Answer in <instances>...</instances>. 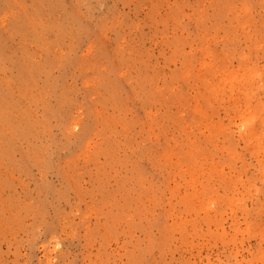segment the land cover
Listing matches in <instances>:
<instances>
[{
    "label": "rangeland",
    "instance_id": "374dc122",
    "mask_svg": "<svg viewBox=\"0 0 264 264\" xmlns=\"http://www.w3.org/2000/svg\"><path fill=\"white\" fill-rule=\"evenodd\" d=\"M0 264H264V0H0Z\"/></svg>",
    "mask_w": 264,
    "mask_h": 264
}]
</instances>
